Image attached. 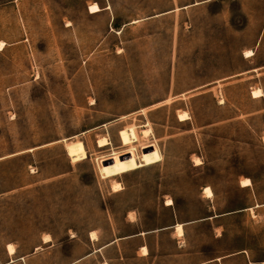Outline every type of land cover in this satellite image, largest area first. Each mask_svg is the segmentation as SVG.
<instances>
[{
    "label": "rangeland",
    "instance_id": "obj_1",
    "mask_svg": "<svg viewBox=\"0 0 264 264\" xmlns=\"http://www.w3.org/2000/svg\"><path fill=\"white\" fill-rule=\"evenodd\" d=\"M263 23L264 0H0V264H264ZM201 219L154 262L102 249Z\"/></svg>",
    "mask_w": 264,
    "mask_h": 264
},
{
    "label": "crops",
    "instance_id": "obj_2",
    "mask_svg": "<svg viewBox=\"0 0 264 264\" xmlns=\"http://www.w3.org/2000/svg\"><path fill=\"white\" fill-rule=\"evenodd\" d=\"M243 5V4H242ZM244 6V5H243ZM264 23H263V26H262V30H261V33H260V35L258 36V38L256 39V42H255V44H253L252 45V48L251 49H248V50H246V51H251L252 52V55L251 56H248V57H246L245 55H244V53H243V56H244V58H251V57H254L255 56V53L259 50V49H261V47H263L264 46ZM255 71V70H254ZM261 98V97H260ZM255 99H258V98H255ZM179 121V120H178ZM187 121H189V120H186V121H180V122H187ZM107 146V145H106ZM99 147V146H98ZM103 147H105V146H103ZM100 148V147H99ZM197 159H199L200 161H201V159L199 158V157H196ZM194 164H195V166H200L201 164H202V162H199V163H196V162H194ZM249 180V183L247 184V185H242L241 183L243 182V181H245V180ZM252 185V182H251V179L250 178H244V179H242L241 180V182H240V186L242 187V188H247V187H249V186H251ZM121 189H122V186H121ZM120 189V190H121ZM119 190V191H120ZM208 190V192L210 193H207L206 191ZM118 191V192H119ZM203 193H204V196H205V198L206 199H208V200H210L212 197H213V193H212V191H211V189L209 188V187H205L204 189H203ZM173 205V203H172V201L171 200H167V202H166V207H170V206H172ZM220 216H218V215H215L213 218H219ZM209 219V218H208ZM205 220H207V219H201L200 221H193V222H191V223H175V225L174 224H172V225H170V226H167V227H162V228H157L156 230H152V231H144V232H139V233H137V234H132V235H130V236H127V237H123V238H120V239H116V240H114V241H112V242H110V243H108V244H106L105 246H103L102 247V249L103 248H105V247H108V246H110V245H113V244H115V243H117V242H119V241H121V240H136V239H138V240H140V243H139V245H138V249L139 250H142V252H143V254L140 256L142 259L143 258H145V259H151L153 262L154 261H156L157 260V258L159 257V255H158V253H154V254H152L151 253V249H150V242H151V240H154V239H158L160 236H162L163 234H164V232H165V230H169V229H173V230H176V234H177V236L178 237H183L184 236V228H185V226L186 225H189V224H194V223H198V222H205ZM142 238V239H141ZM175 239V238H174ZM179 245H180V242H177ZM156 246H157V244H156ZM179 248L180 249H182L181 248V246H179ZM99 251H101V249H99V250H95V252L97 253V252H99ZM94 252V253H95ZM152 252H155L154 250H152ZM217 260H220V263L221 264H228V261H226L227 260V258L226 257H223V258H218V259H216V261ZM20 261H22L21 259H20ZM24 261V260H23ZM12 262H15L14 261V259L12 260L11 259V263ZM209 263H211V262H197V263H194V264H209ZM103 264H106V263H103Z\"/></svg>",
    "mask_w": 264,
    "mask_h": 264
},
{
    "label": "bare ground",
    "instance_id": "obj_3",
    "mask_svg": "<svg viewBox=\"0 0 264 264\" xmlns=\"http://www.w3.org/2000/svg\"><path fill=\"white\" fill-rule=\"evenodd\" d=\"M88 10H89L90 14H96L97 12H100V8L97 4L90 5ZM0 47H2V46H0ZM244 55L246 57L251 56L252 52L251 51H245ZM251 96L253 98H259L262 96V94H261L260 90H256V91H253L251 93ZM178 120L179 121H186L187 120L186 113L178 114ZM141 134L144 136L147 134V132L142 131ZM67 141H70V143H68ZM62 142H67L66 153H67V156L70 158V160H72L74 163L75 162H81L83 159L86 158V156H87L86 155V149H85L84 143L82 141L63 139ZM106 145H108V141H106L105 138H100L98 140V146L99 147H103ZM197 161L198 160L196 159V162ZM248 183H249V180L247 179V180L243 181L241 184L247 185ZM120 189H121L120 183H113L112 184V191L113 192H118ZM206 192L209 193L208 190ZM91 239L96 240V236L94 233L91 234ZM50 241H51V238H50V236L47 235L46 237H44L43 243L47 244ZM6 250H7V253L9 254V256L16 254L15 249H14L12 244L8 245ZM21 260H24V258H21ZM10 263H11V261H10Z\"/></svg>",
    "mask_w": 264,
    "mask_h": 264
},
{
    "label": "trees",
    "instance_id": "obj_4",
    "mask_svg": "<svg viewBox=\"0 0 264 264\" xmlns=\"http://www.w3.org/2000/svg\"><path fill=\"white\" fill-rule=\"evenodd\" d=\"M115 26H116V25H115ZM115 26H114V27H115Z\"/></svg>",
    "mask_w": 264,
    "mask_h": 264
}]
</instances>
